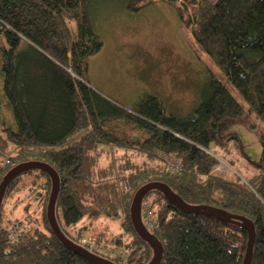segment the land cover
Masks as SVG:
<instances>
[{"label": "trees", "instance_id": "16d2710c", "mask_svg": "<svg viewBox=\"0 0 264 264\" xmlns=\"http://www.w3.org/2000/svg\"><path fill=\"white\" fill-rule=\"evenodd\" d=\"M90 1L0 0V37L6 44L1 50L2 90L14 120V128H0V163L8 162L0 169V182L21 163L50 166L59 178L57 224L77 246L85 239L81 232L70 233L77 223L122 215V234L130 241L123 243L118 236L113 244L124 254H112L97 240L89 251L112 264L152 262L154 248L135 232L129 209L140 187L162 183L186 205L251 221L250 264H264V133L259 161L246 177L216 172L219 155L208 151L218 142L220 125L247 111L264 127V0H160L177 10L181 24L216 71H208L200 102L186 117L167 114L156 96L143 97L135 109L127 110L89 85V59L103 47ZM153 3L125 0L123 7L136 15ZM238 148L236 139L228 142L224 155L230 157ZM117 152L127 165L117 164L115 158L102 164ZM165 156L179 161L176 172L164 166ZM39 183L44 191L42 226L0 225V264H94L65 248L52 232L46 218L51 181L44 171L14 177L0 211L5 198L19 187ZM144 202L142 222L163 249L159 264H242L249 233L237 220L213 211L183 213L158 189L148 192ZM11 230L17 233L12 239Z\"/></svg>", "mask_w": 264, "mask_h": 264}, {"label": "rangeland", "instance_id": "374dc122", "mask_svg": "<svg viewBox=\"0 0 264 264\" xmlns=\"http://www.w3.org/2000/svg\"><path fill=\"white\" fill-rule=\"evenodd\" d=\"M124 1H90L89 11L103 47L89 59L86 81L104 97L127 110L135 109L143 97L156 96L163 102L167 114L186 117L200 102V91L206 82L208 71L216 73L214 65L198 50L191 32L181 24L174 7L160 0H153V5L132 15L124 9ZM5 45L0 37V128L2 124L14 128V120L6 106L2 90L1 50ZM227 87L247 109L240 96L230 86ZM261 133H264V127L250 111L236 120L222 123L218 130V142H212L208 149L209 152L217 150L219 155L216 172L236 174L239 177L252 173L262 150ZM235 139L240 148L230 157L224 155L228 142H234ZM220 145L222 149L218 148ZM113 154L102 159V164L110 162L112 158L123 157L120 152ZM5 160L0 163V169L7 168ZM116 163L125 166L129 162L118 159ZM164 166L168 168L167 160ZM128 174L129 172H124V175ZM40 184L19 187L18 191L5 198L0 211L2 227L9 228L15 222H20L21 228L42 226L44 207L40 200L44 191ZM145 208L147 209V203ZM144 215L149 216V212L144 211ZM121 217L122 215L113 219L100 218L92 222L84 219L72 227L70 233L76 236L77 231L81 232L87 242L97 240L108 247L112 254H124L121 248L114 249L113 244L118 236L124 238L121 241L123 243L130 241L128 234H122ZM72 236L68 237L74 239ZM76 243L88 252L92 250L88 245Z\"/></svg>", "mask_w": 264, "mask_h": 264}, {"label": "water", "instance_id": "95a60500", "mask_svg": "<svg viewBox=\"0 0 264 264\" xmlns=\"http://www.w3.org/2000/svg\"><path fill=\"white\" fill-rule=\"evenodd\" d=\"M32 170H42L46 174H48L50 181H51V191L49 195V199L46 206V218L48 221V224L52 230V232L56 235L58 240L62 243V245L71 250L73 253L80 255L81 257L86 258L90 262L94 264H112L111 262L97 257L95 255H92L85 249H82L81 247L74 244L72 241L68 240L63 234L61 233L59 226L57 224L56 218H55V202L59 190V178L55 171L48 166L47 164L39 163V162H25L21 163L14 168H12L9 172L5 174V176L2 178L0 182V206L5 194V191L7 189V186L11 182V180L18 176L21 173L32 171ZM159 190L167 200V202L172 205L174 208L180 210L183 213L186 214H198L202 211H213L214 213L222 214L225 218L228 220H237L244 226L249 233L248 236V243H247V249L245 252V256L243 259L242 264H250L251 262V256H252V249H253V243H254V228L251 221L245 219L244 217L234 216L231 214L226 213L225 211L217 210V209H211L207 207H191L189 205H186L175 193H173L169 187H167L165 184L158 183V182H152L143 185L140 187L134 194L129 214H130V220L133 225V228L135 232L138 234L139 237L144 238L153 248H154V258L150 264H159L162 258V245L157 240L153 239L151 235L149 234L147 228L142 223L141 219V202L145 195L152 191V190Z\"/></svg>", "mask_w": 264, "mask_h": 264}, {"label": "built area", "instance_id": "2783aa9c", "mask_svg": "<svg viewBox=\"0 0 264 264\" xmlns=\"http://www.w3.org/2000/svg\"><path fill=\"white\" fill-rule=\"evenodd\" d=\"M165 160H167V162H168V168L170 167L171 168V170H173V171H177L178 170V168H179V161L178 160H176V159H174L173 158V156H165ZM8 163V162H7ZM143 208H145L146 207V203L144 202L143 204ZM16 231L15 232H13L12 233V237L14 238V237H16ZM82 244L83 245H88V246H92V243L91 242H87V240L86 239H83L82 240Z\"/></svg>", "mask_w": 264, "mask_h": 264}, {"label": "bare ground", "instance_id": "6f19581e", "mask_svg": "<svg viewBox=\"0 0 264 264\" xmlns=\"http://www.w3.org/2000/svg\"><path fill=\"white\" fill-rule=\"evenodd\" d=\"M141 206H142V202H141ZM143 223V222H142ZM146 227V226H145Z\"/></svg>", "mask_w": 264, "mask_h": 264}]
</instances>
